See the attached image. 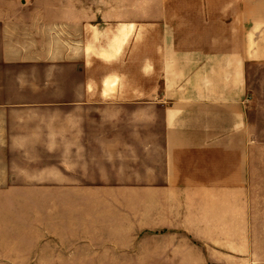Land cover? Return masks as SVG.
<instances>
[{
    "label": "crops",
    "instance_id": "obj_1",
    "mask_svg": "<svg viewBox=\"0 0 264 264\" xmlns=\"http://www.w3.org/2000/svg\"><path fill=\"white\" fill-rule=\"evenodd\" d=\"M263 64L264 0H0L2 257L225 264Z\"/></svg>",
    "mask_w": 264,
    "mask_h": 264
},
{
    "label": "rangeland",
    "instance_id": "obj_2",
    "mask_svg": "<svg viewBox=\"0 0 264 264\" xmlns=\"http://www.w3.org/2000/svg\"><path fill=\"white\" fill-rule=\"evenodd\" d=\"M248 88L250 160L256 188L247 195L248 221H226L225 264H264V64L249 68ZM21 247L23 243L18 242L17 256L13 258L2 257L0 251V264H41L40 258L24 256L26 252ZM232 254L235 257L228 256Z\"/></svg>",
    "mask_w": 264,
    "mask_h": 264
}]
</instances>
